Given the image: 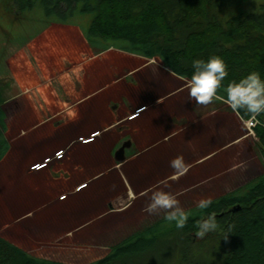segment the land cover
Returning <instances> with one entry per match:
<instances>
[{"label": "rangeland", "instance_id": "rangeland-1", "mask_svg": "<svg viewBox=\"0 0 264 264\" xmlns=\"http://www.w3.org/2000/svg\"><path fill=\"white\" fill-rule=\"evenodd\" d=\"M212 1L220 2V0ZM224 2L223 5L218 6V9H221L219 14L223 22L242 10L257 11L264 0H224ZM91 16L77 14L67 23L47 22L48 18L45 17L41 5L18 13L10 3L0 0V81L7 85L6 102L3 103L2 108L6 114L5 136L10 144L7 154L0 161V236L29 255L62 264H91L97 261L123 239L164 217L165 212L159 210L150 213L147 210L150 196L157 190L154 189L143 198L134 199L133 204H130L124 212L115 210L124 206L126 204L124 201L115 206L111 199H107L104 209L110 212L101 215L105 196L110 192L114 194L121 190L118 188V183L112 182L113 178L108 183H115V187L105 189L102 180L93 187L90 197L81 188L76 191L80 194L78 197L72 196L75 193L74 188L87 181L93 173L104 171L110 164H118L114 159V151L121 143L116 144L113 152L107 145L101 143L93 146L92 149H89L88 145L78 146L74 139L81 138L82 135L74 133L80 126L72 124L75 119L72 121L69 116H62L63 114L53 118L40 117L37 111L39 107L36 110L33 107L35 102L33 90L28 89L26 93H22L26 91L25 86H19L17 80L34 77L36 83L44 84L43 89H46L48 84L49 97L58 94L57 98L62 102L66 100L72 102L79 93L74 94L73 91L77 77V72L73 73V70L79 68V77L88 78L86 68L83 69L85 66H79L85 61H92L89 64L94 63L95 66L91 70H96L97 73L103 71L102 75L106 73L105 81L120 79L109 89L111 103L118 102L119 106L123 107V103L134 101L127 112H134L137 107L139 109L145 107L144 116L149 115L150 118L146 120L149 122L153 120L152 112L155 114L153 111L155 107L151 104L188 82L187 79L175 75L158 57L146 58L112 47L98 52L87 42L82 30L89 24ZM92 59H96V62ZM98 78L99 76L96 77L97 80ZM91 88H94V85H91ZM178 93L180 94L170 108L180 113L185 124L189 116L185 106V100L188 98L181 90ZM15 94V102H9V98ZM27 96L32 97L30 98L32 100ZM37 99L42 101L43 95L40 96L38 93ZM38 101L35 104L38 105ZM206 105L204 108L208 115L205 122L212 127L213 139L209 138L211 131L209 125L207 130L205 125L188 127L185 130L187 134L172 138L164 146L146 156L142 153L137 156L138 159H128L120 167L122 172L126 173V169L132 165L128 170L129 176L138 179L137 184L149 186L154 183L152 179L161 178L160 176L169 170L173 172L170 167L172 159L178 156H183L184 160L190 159L205 147L210 150L215 142L216 145L221 146L237 136H243L239 142L233 146H225L223 151L211 158L208 164H222L215 171L211 169L209 173L196 179L197 176L208 171V168L204 167L185 178L175 179L168 185L165 190L176 194L178 206L183 210L198 205L201 199H213L233 192L264 172V152L253 129L249 130L244 123L245 120L239 118L227 103L217 113H210L211 103ZM14 109L17 112L14 113ZM120 109L118 112L123 110ZM198 111L196 114H200ZM158 112L163 115L165 109L160 108ZM117 117L120 115L114 114L112 118H105L101 121V127L107 126L108 122L115 121ZM55 121L64 125V130L60 131L61 134L63 132L62 137L57 136L53 132L54 129L51 130L50 127L47 128L42 124L48 122L46 125L52 127ZM87 123L88 121L84 120L82 127L87 126ZM130 124L136 125L135 121ZM94 127L97 125L95 124ZM120 127V125L114 127L113 131L117 134L121 130ZM29 128L33 130H28ZM23 131L27 132L23 133ZM191 132L194 133L189 135ZM112 133L109 135L111 137L109 140L106 135H102L103 142H101L104 143L106 137L107 141L114 143L115 133ZM128 136L131 140L136 138L134 132ZM57 148H64V151H60L62 156L59 153V157L52 158L49 163L47 159L55 156L54 150ZM52 149L54 150L51 151ZM126 151H130V154L138 152L136 145ZM141 155L144 157L141 158ZM75 156L82 162L96 157L95 166L90 164L91 161L87 163L91 167L84 162L86 166L83 170L75 160ZM125 157L128 158L126 155ZM31 160L34 165H27ZM139 162L140 166L133 167ZM31 167L37 169V172L31 173L32 175L27 174ZM211 177L212 179L202 186L203 188L201 187V193L195 191L196 188L188 189L199 180ZM190 180L195 181L186 182ZM81 185L80 187H85ZM131 187L135 188L132 183ZM54 192L64 197L59 200L62 202L55 204L57 202L53 199ZM197 194L201 199L196 198ZM128 199H133V195L125 199V202H128ZM201 246L195 248L199 257L195 264H218L221 261L220 249L215 247L212 241ZM155 258L154 255L147 257L149 261ZM163 261L164 264H182L177 258L170 259L167 256Z\"/></svg>", "mask_w": 264, "mask_h": 264}, {"label": "trees", "instance_id": "trees-1", "mask_svg": "<svg viewBox=\"0 0 264 264\" xmlns=\"http://www.w3.org/2000/svg\"><path fill=\"white\" fill-rule=\"evenodd\" d=\"M4 1L18 13L41 5L47 22L67 23L77 14H90L91 20L82 30L98 52L112 47L146 58L158 57L175 75L189 81L193 62H207L213 56L221 57L228 66L225 88L229 81L251 71H259L264 77V2L257 11L242 10L223 22L218 6L224 0ZM6 88L0 81V161L10 147L2 108ZM225 95L218 90L216 97L226 103ZM237 114L242 120L251 118L242 112ZM256 119L253 132L264 152V115ZM212 201L208 209L200 210L196 205L185 210L190 215L183 229L169 225L162 217L91 264H164L166 256L182 264H195L199 259L195 248L208 241L220 249L218 264H264V172ZM210 215L216 218L217 228L198 238L199 222ZM149 255L156 256V260L149 261ZM0 264L62 263L29 255L0 236Z\"/></svg>", "mask_w": 264, "mask_h": 264}, {"label": "crops", "instance_id": "crops-1", "mask_svg": "<svg viewBox=\"0 0 264 264\" xmlns=\"http://www.w3.org/2000/svg\"><path fill=\"white\" fill-rule=\"evenodd\" d=\"M93 58V57H92ZM93 60V59H92ZM96 59L93 60V62ZM92 61H85L82 65H78L79 67H83L86 68L87 72H88V78L84 77V78H80L78 75V72L80 71L79 68H76L75 70H73V73L77 72V77L75 79L74 82V94H76V99L73 100L72 102H69V100L63 101L59 98H57V95L55 97H49V87L47 84V88L43 89V85L44 84H38L36 83V79L33 77H26L24 78V80H17L19 86H25L26 91H22V93H26L27 90H33L32 93L35 97V102H34V108L35 110L37 109V107H39V109H37L38 111V115L41 116H46L47 118H53L55 116H69L70 119H72L73 121V125H80L78 126V128H76V130L74 131L75 134L77 135H82L81 138H77L74 139V141L76 140L77 145H88L89 149H92L93 146L95 147L97 144H105L109 147V150H112L114 147L116 146V144L119 143H123L126 140H130L131 145L130 147L133 148V145H136L137 147V151L138 152H134L132 154L126 155V151H125V155L128 157L122 162H118V164L115 165H107L108 167H106V169L102 172L97 173H93L92 176H90L87 181L81 183L83 184V186L85 187H80L82 186L81 184L78 185L76 188H74L75 193H73L72 196H77L80 194H77L76 191L79 190H85L84 192L86 194H88V196L90 197L93 191V187L99 183L100 181H104V185H105V189L108 187H115V183H118V188L120 191L115 192L114 194H111L112 192H110V194L108 196H105L104 202H103V212L101 213V215H107L108 212H110V210H105V206H106V201L107 199H111L113 204L115 206H117V203H120L121 201H124V206L115 209V210H119L121 212H124L128 206L130 204H133V200L134 199H138V198H143L146 194H148L150 192V190H154V189H158V188H162L165 185H169L171 184V182H174L175 179L180 180L182 178H185L187 176H189L191 173L198 171L199 169H202L204 167L208 168V171L206 173H203L199 176L196 177V179H198L199 177H203L204 175H206L207 173H209L212 169V171H215L216 169H218L222 164L220 163V165H212L208 164L209 161L211 160V158H213L214 156H216L219 152L223 151L225 146H233L235 143L239 142V140L242 137L237 136L235 137L233 140H231L230 142H228L227 144H221V146H218V144L216 145V142L213 143V145L211 146L210 150H207L205 147L204 150H200L198 152H196L190 159H186L185 162L188 165V171L185 174H178L176 173L174 170L173 172H170V170L168 172H166L164 175L160 176L161 178H154L151 181L154 182L153 184L149 185V186H144L143 184H137L139 183L137 180H135L134 178H131L129 176L128 170L131 166H129L126 169V173H123L122 170L120 169V167L122 166V164H124V162H126V160H131L133 158H139L137 157L138 155L144 153L143 155L146 156L152 152H154L155 150H157L158 148L162 147L165 145V143L169 142L172 138L174 137H179L182 134H187L185 133V130L188 127H199L200 125H205L206 129L208 128V123L205 122V119L207 118L206 116L208 115L207 111L205 110L204 107H206V104H199L196 103L195 100L193 98L190 97L189 95V80L188 82L184 85L181 86L179 89H174L171 90V92H168L165 96H162L161 98L159 97L156 101L153 102V104H151V106H154V110L155 114H153V120H151V122L146 121L148 120L149 115L148 116H144V110L146 109L145 107L139 109L138 107L136 109H134V112H127L129 107L131 106L130 104H134V101H128V105L123 103V107L119 106L118 102H112L111 103V99L109 98V89L111 86H113L114 83L119 82L120 79L114 80L112 81L111 79L108 81H105L106 79H104L105 74H103V71L100 73H97L96 70H91V68H93L95 65L94 63H90ZM77 66V67H78ZM103 69V68H102ZM34 73L36 71H33ZM37 73V72H36ZM35 75V74H33ZM101 75V76H100ZM99 76L98 80L96 79V77ZM101 77V78H100ZM92 83H91V82ZM48 82V81H45ZM70 84V83H69ZM29 85V86H28ZM91 85H94V88H91ZM29 87V88H26ZM76 87V89H75ZM71 88V89H72ZM167 89V88H166ZM53 90V89H52ZM179 90L182 91V93H185L187 95V98L185 100V106L187 109V113L189 114V116L187 117V123L184 124L183 120L181 119L182 116H180V113H176L174 110H172L171 104L174 102V100L178 97V95L180 93ZM184 90V91H183ZM38 93L40 96L43 95L42 101H38ZM181 93V94H182ZM27 98H32V97H28ZM16 100V94L12 97L9 98V102H15ZM32 100V99H30ZM36 101H38V105L35 104ZM212 104V110L210 111V113H217V111L221 110L223 108V106L225 105V103H223L221 100H219V98L215 97L213 99V101L210 102ZM196 106H197V110H196ZM33 108V109H34ZM120 108H123L122 111L118 112V110H121ZM165 109L164 114L162 115L161 113L158 112V109ZM132 109V108H130ZM200 109V110H199ZM203 109V110H202ZM199 110V111H198ZM116 111V112H115ZM198 111V113L200 114H196ZM17 112L16 109H14V113ZM47 112H49V114L47 115ZM106 112H110V113H106ZM52 113V114H51ZM51 114V115H50ZM114 114H119L120 117H117V119L114 120H110L111 122H108L107 126L101 127V121H103L105 118H112L114 117ZM237 114V113H236ZM238 115V114H237ZM240 118V117H239ZM49 120V119H48ZM84 120H87V126L82 127V125L84 124ZM141 120V121H140ZM182 120V122H180ZM47 121V120H46ZM136 123L135 126L131 125L130 122H134ZM140 121V122H139ZM180 122V123H179ZM238 122V121H237ZM45 123V125H44ZM48 122H42L43 126L45 127H50L51 130H53L54 133L57 134V136L62 137L63 136V132L61 134L60 131L64 130V125L55 121L54 126H50V125H46ZM95 124L100 125L98 128L94 127ZM121 126V130L120 132H118L117 134L113 131L114 127L116 126ZM54 127V128H53ZM210 129L212 128L209 125ZM163 129L162 131L159 129ZM32 128H29L28 130H31ZM33 130V129H32ZM161 131V133H160ZM27 132V131H23ZM30 132V131H29ZM111 132H113L112 134L115 133L114 136V143L107 141V139H111V137L109 136L111 134ZM134 132L136 134V141L135 139L129 138L128 135H131V133ZM207 133V131H205ZM209 132V130H208ZM160 133V134H159ZM194 132L189 133V135H192ZM102 135H106L107 139L105 137L104 139V143H102ZM214 136L212 129L210 131V136L209 138L213 139L212 137ZM97 138L98 141H97ZM60 139V138H59ZM58 139V140H59ZM123 139V140H122ZM207 139V138H206ZM210 139V140H211ZM81 140V141H80ZM217 140V139H216ZM102 141V142H101ZM207 142V140H206ZM127 148L128 150L130 149ZM54 149H52L51 151H53ZM59 150V152H58ZM64 151V148H57V150L55 149L54 151H56L55 156H51L50 158H48V162L51 163L52 158L56 157V159L59 157V153L62 156L60 151ZM50 151V150H49ZM48 151V152H49ZM115 152V151H114ZM199 153V154H198ZM141 155L143 158L144 156ZM77 156V155H76ZM74 157L75 160H77V162H79V165H81L83 167V170H85V166L86 164L90 162V164L94 167L95 166V160L96 157H91L87 162H82L80 160V158L78 157ZM136 159V160H137ZM63 160V159H62ZM61 160V161H62ZM142 160V159H141ZM60 161V162H61ZM34 162L28 161L27 165H34ZM90 164H87V166ZM62 165V164H60ZM141 163H135L133 165L134 166H140ZM44 166V165H42ZM48 166V165H46ZM91 167V166H90ZM212 167V168H211ZM60 170V169H59ZM124 170V168H123ZM33 172H37V169H30L29 173L32 175L31 173ZM55 174H58L57 171H54ZM85 172V171H84ZM96 172V170H95ZM189 172V173H188ZM74 175L76 173H73ZM57 176V175H56ZM103 176L101 179L100 177ZM31 177V176H30ZM42 177V176H41ZM27 178V177H26ZM113 178L112 182L115 183H108L110 182V180ZM211 178H204L203 180H199L195 185L191 186L190 189H194L196 188L195 191L198 190V193H201V189L203 188L202 186H205L206 183L211 180ZM105 181L107 184H105ZM156 181V182H155ZM195 180H190V181H186V182H193ZM185 182V181H184ZM131 183L133 184V186L135 188L131 187ZM160 184V185H159ZM162 184V185H161ZM202 187V188H201ZM81 188V189H80ZM128 188V190H127ZM117 190V188H115ZM135 189V190H134ZM172 189V188H171ZM170 189V190H171ZM92 190V191H91ZM114 190V189H112ZM115 190V191H116ZM122 190L124 191V193H122ZM73 191V192H74ZM91 191V192H90ZM136 192V194L134 195V192ZM83 192V191H82ZM84 193V194H85ZM63 195V194H62ZM133 195V199H128V202H125L127 198L131 197ZM53 196H55L53 199L57 202L55 204H58L59 200L64 199V197H60L57 192H54ZM196 198L201 199L200 195L197 194L195 195ZM217 197V196H216ZM62 198V199H61ZM139 200V199H138ZM109 203V200H108ZM112 211V209H111ZM96 212V211H95ZM100 214V213H97Z\"/></svg>", "mask_w": 264, "mask_h": 264}, {"label": "clouds", "instance_id": "clouds-1", "mask_svg": "<svg viewBox=\"0 0 264 264\" xmlns=\"http://www.w3.org/2000/svg\"><path fill=\"white\" fill-rule=\"evenodd\" d=\"M193 68L194 72L189 82V95L196 103H210L217 96L218 90H221L226 94L225 102L233 112H242L253 120L264 115V77L259 71H251L239 79L231 80L225 88L223 82L229 72L227 64L221 57L213 56L207 62L197 59L193 62ZM170 167L178 174H185L188 171V165L183 156L172 159ZM167 187L165 185L152 192L147 210L150 213L164 210V220L169 225L174 224L176 228L183 229L190 214L178 206L176 194L165 190ZM212 203L211 198L201 199L198 208L208 209ZM216 228V218L210 215L199 222L196 236L203 238Z\"/></svg>", "mask_w": 264, "mask_h": 264}, {"label": "water", "instance_id": "water-1", "mask_svg": "<svg viewBox=\"0 0 264 264\" xmlns=\"http://www.w3.org/2000/svg\"><path fill=\"white\" fill-rule=\"evenodd\" d=\"M131 145L130 140L124 141L118 149L114 152V159L118 162H122L125 160V150L129 148Z\"/></svg>", "mask_w": 264, "mask_h": 264}, {"label": "built area", "instance_id": "built-area-1", "mask_svg": "<svg viewBox=\"0 0 264 264\" xmlns=\"http://www.w3.org/2000/svg\"><path fill=\"white\" fill-rule=\"evenodd\" d=\"M244 123L249 130H252L253 127L257 124V119L255 118V120H253L252 118H249L245 120Z\"/></svg>", "mask_w": 264, "mask_h": 264}, {"label": "flooded vegetation", "instance_id": "flooded-vegetation-1", "mask_svg": "<svg viewBox=\"0 0 264 264\" xmlns=\"http://www.w3.org/2000/svg\"><path fill=\"white\" fill-rule=\"evenodd\" d=\"M121 144H122V143H121ZM121 144H120V145H121ZM118 148H119V147H118ZM125 151H126V150H125Z\"/></svg>", "mask_w": 264, "mask_h": 264}]
</instances>
